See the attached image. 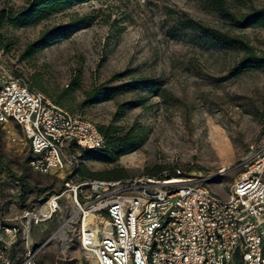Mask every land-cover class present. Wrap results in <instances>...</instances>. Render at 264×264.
Returning a JSON list of instances; mask_svg holds the SVG:
<instances>
[{"label": "rangeland", "instance_id": "obj_1", "mask_svg": "<svg viewBox=\"0 0 264 264\" xmlns=\"http://www.w3.org/2000/svg\"><path fill=\"white\" fill-rule=\"evenodd\" d=\"M30 2L0 0V71L99 130L110 127L118 136L132 128L142 132L141 144L114 162L83 158L76 146L71 172L122 180L179 170L228 197L243 170L237 163L251 144L264 141V69L234 72L243 53L209 39L190 21L239 36L262 54L264 20L245 26L234 18L264 9V0H87L15 26L12 18ZM143 78L158 81L159 94L113 90ZM28 158L22 129L0 123V220L20 229L9 249L11 264H22L27 248L36 249L67 216L65 210L25 232V212L63 188L59 176L32 170ZM66 235L50 240L35 264H95L77 231Z\"/></svg>", "mask_w": 264, "mask_h": 264}, {"label": "built area", "instance_id": "obj_2", "mask_svg": "<svg viewBox=\"0 0 264 264\" xmlns=\"http://www.w3.org/2000/svg\"><path fill=\"white\" fill-rule=\"evenodd\" d=\"M7 122L25 133L27 165L63 180L61 191L25 212L31 214L28 232L29 226L67 210L46 241L27 248L22 264H35L46 244L70 229L95 264H264V141L249 146L237 163L243 170L223 198L205 179L185 177L179 170L122 180L78 178L71 172L75 147L104 148L102 133L0 71V123ZM19 233L16 224L0 220V264H11L9 249Z\"/></svg>", "mask_w": 264, "mask_h": 264}, {"label": "trees", "instance_id": "obj_3", "mask_svg": "<svg viewBox=\"0 0 264 264\" xmlns=\"http://www.w3.org/2000/svg\"><path fill=\"white\" fill-rule=\"evenodd\" d=\"M85 1L87 0H31L30 7L19 13L20 15L13 17L12 23L15 26L37 23L48 14L61 12L66 8L72 7L76 3ZM234 20H237L240 24L245 26L261 24L264 20V9H257L252 13L245 14L239 18H234ZM190 25H193L195 29L199 30L205 36L215 41L216 43L232 47L233 49L239 50L243 53L240 59L234 64L232 68L234 72H240L248 69H264V53L257 54L254 51L253 47L241 37L222 33L217 29L207 27L197 21H190ZM38 43H35L36 45L31 44L25 52H31L32 46H37ZM40 46H38L37 49H39ZM159 86L160 84L155 80L145 78L131 79L126 83L117 85V87H114L113 90L118 92L122 89H141L152 92L154 94H159ZM56 102L58 105L62 106L61 102ZM99 131L105 138L104 148L83 149L81 151V156L83 158L99 162H114L117 160L118 156L121 153L134 150L141 144L142 141V132L140 128H132L131 131L125 133L122 136H118L117 134H115L114 130H112L110 127H107L105 130ZM81 168L83 169L82 166ZM148 175L158 176L161 174L159 173ZM80 176L79 177L81 179H84L83 174H80ZM118 177L119 176H113V178ZM107 178H110V176H107Z\"/></svg>", "mask_w": 264, "mask_h": 264}, {"label": "bare ground", "instance_id": "obj_4", "mask_svg": "<svg viewBox=\"0 0 264 264\" xmlns=\"http://www.w3.org/2000/svg\"><path fill=\"white\" fill-rule=\"evenodd\" d=\"M30 216H31V214H28V215L25 216L26 221H28V219L30 218ZM25 232L28 233V226H27V225H26V227H25ZM57 236L60 237V238H62V239H65L67 235H66V233L64 232V230H61V231L58 233ZM28 238L30 239V235H29V234H28Z\"/></svg>", "mask_w": 264, "mask_h": 264}]
</instances>
